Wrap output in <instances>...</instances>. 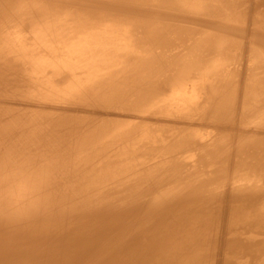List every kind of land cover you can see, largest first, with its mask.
<instances>
[{"label": "bare ground", "instance_id": "1", "mask_svg": "<svg viewBox=\"0 0 264 264\" xmlns=\"http://www.w3.org/2000/svg\"><path fill=\"white\" fill-rule=\"evenodd\" d=\"M256 263L264 0H0V264Z\"/></svg>", "mask_w": 264, "mask_h": 264}, {"label": "rangeland", "instance_id": "2", "mask_svg": "<svg viewBox=\"0 0 264 264\" xmlns=\"http://www.w3.org/2000/svg\"><path fill=\"white\" fill-rule=\"evenodd\" d=\"M261 258H263V256H262ZM256 264H257V263H256Z\"/></svg>", "mask_w": 264, "mask_h": 264}]
</instances>
